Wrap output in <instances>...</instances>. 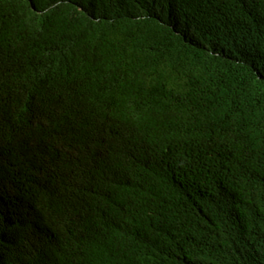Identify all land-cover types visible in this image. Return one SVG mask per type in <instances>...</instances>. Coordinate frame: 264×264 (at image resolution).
<instances>
[{
    "label": "trees",
    "instance_id": "16d2710c",
    "mask_svg": "<svg viewBox=\"0 0 264 264\" xmlns=\"http://www.w3.org/2000/svg\"><path fill=\"white\" fill-rule=\"evenodd\" d=\"M192 3L189 20L155 0H0V264H264V0ZM46 85L76 119L62 149L9 128ZM108 92L136 98L115 128L150 139L144 174L88 128ZM77 149L114 177L91 181Z\"/></svg>",
    "mask_w": 264,
    "mask_h": 264
},
{
    "label": "clouds",
    "instance_id": "9594fccd",
    "mask_svg": "<svg viewBox=\"0 0 264 264\" xmlns=\"http://www.w3.org/2000/svg\"><path fill=\"white\" fill-rule=\"evenodd\" d=\"M159 8L165 12L172 13L175 16L181 18L192 19L194 5L193 0H155ZM42 84H39V86ZM42 88V87H41ZM44 96H42L32 106H26L25 108L12 113L7 117H11L9 128L14 129L12 135H15L16 131H21L24 136H29L32 140L36 141V138L41 136V127L47 129L54 138V145L57 149H62L66 137L70 136L71 127L74 122L59 123L58 118L60 116V109L55 107V96L52 95L51 87L46 85L43 89ZM136 103V98L122 95L118 93H103L96 100L93 105V116L87 117V125L91 133L93 129L99 128L104 130L108 137H113L117 143L129 152L134 153L132 162H137L139 172L143 173L141 164L138 159L145 161L150 153L151 142L146 134L140 129H128L125 127L115 128L117 123L124 117L125 113L129 111ZM62 119V118H61ZM93 128V129H92ZM9 132V129L0 133V140H5L3 137ZM16 147H19L17 143ZM74 147V146H73ZM73 155L75 159L72 165H77L78 169H82V173L87 174L92 180L97 181H110L115 171L111 172L100 168V156H97V162L94 165L89 164L88 160L92 157L91 151L75 150ZM82 163L85 165L83 166ZM76 173L77 168H73ZM141 180V179H140ZM132 182L139 185L137 182ZM142 185L143 181L141 180ZM140 182V183H141ZM110 197L111 194L107 193ZM14 203V200H9ZM92 211L100 212L101 206H93Z\"/></svg>",
    "mask_w": 264,
    "mask_h": 264
}]
</instances>
